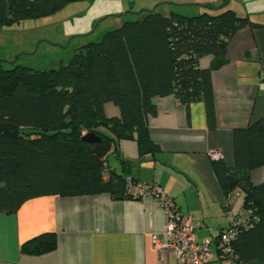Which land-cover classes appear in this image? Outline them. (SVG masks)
<instances>
[{
	"label": "trees",
	"instance_id": "1",
	"mask_svg": "<svg viewBox=\"0 0 264 264\" xmlns=\"http://www.w3.org/2000/svg\"><path fill=\"white\" fill-rule=\"evenodd\" d=\"M80 1L85 0H0V26L47 17ZM206 9L195 16L150 11L126 20L78 48L57 70L16 63L5 68L0 61V211L13 214L43 196L132 199L125 181H138L117 143L135 140L140 156L160 152L148 136L156 98L173 96L185 107L202 103L208 129H216L211 73L227 63V42L238 30L260 25L230 9ZM203 58H211L208 68L200 67ZM106 104L119 117H107ZM87 135L99 141L86 143ZM233 150V167L212 162L223 193L241 192L250 217V226L236 231L233 253L237 263L264 264V183L250 181V171L264 166V119L234 130ZM111 154L119 172L108 165ZM55 248L54 234L44 233L23 243L20 252L40 255Z\"/></svg>",
	"mask_w": 264,
	"mask_h": 264
},
{
	"label": "crops",
	"instance_id": "2",
	"mask_svg": "<svg viewBox=\"0 0 264 264\" xmlns=\"http://www.w3.org/2000/svg\"><path fill=\"white\" fill-rule=\"evenodd\" d=\"M258 15V21L250 12L245 15L260 27L238 30L227 42V63L211 73L216 129H208L202 103L185 107L166 96L155 99L156 115L148 121V136L160 152L140 156L135 140L117 143L121 158L132 163L130 176L159 186L186 224L196 226L199 241L228 227L243 205V194L236 190L233 205L225 206L227 196L209 154L219 152L233 167V131L264 119V11ZM210 61L203 58L199 65L208 68ZM104 113L119 117L112 104L104 105ZM115 160L118 170L108 165L119 172ZM250 181L264 183V166L250 171ZM166 222L165 211L153 199L115 200L108 194L34 198L13 214L0 211V264H161L154 239L165 242ZM44 233L54 234L55 250L20 252L23 243ZM168 263H174L171 252L163 260ZM212 264L223 263L215 257Z\"/></svg>",
	"mask_w": 264,
	"mask_h": 264
},
{
	"label": "rangeland",
	"instance_id": "3",
	"mask_svg": "<svg viewBox=\"0 0 264 264\" xmlns=\"http://www.w3.org/2000/svg\"><path fill=\"white\" fill-rule=\"evenodd\" d=\"M223 4H226L225 8H222ZM207 6L214 7L210 12L216 14L230 9L238 16L246 17L250 12L253 20L258 21L262 19L258 14L264 11V0L80 1L68 4L47 17L0 26V61H3L5 68L16 63L36 71L57 70L60 65L67 64L78 48L99 41L104 33L120 27L126 20H140L150 11L163 16L171 12L195 16L208 11ZM108 161L118 170L113 155L109 156ZM195 237H198L196 233Z\"/></svg>",
	"mask_w": 264,
	"mask_h": 264
},
{
	"label": "built area",
	"instance_id": "4",
	"mask_svg": "<svg viewBox=\"0 0 264 264\" xmlns=\"http://www.w3.org/2000/svg\"><path fill=\"white\" fill-rule=\"evenodd\" d=\"M209 155L212 161L221 159L219 152L212 151ZM125 182L126 194L139 200L153 199L166 213L165 242L159 243L154 239V246L160 252L161 264L166 252L174 255L173 264H212L215 257L223 264H240L234 256L232 243L237 229L248 228L251 224L249 214L244 209L241 208L233 214L232 225L221 230L217 238L199 242L195 237L196 226L186 224L159 186L141 184L133 181L131 177H127ZM236 197V194L227 196L225 206L231 207Z\"/></svg>",
	"mask_w": 264,
	"mask_h": 264
},
{
	"label": "water",
	"instance_id": "5",
	"mask_svg": "<svg viewBox=\"0 0 264 264\" xmlns=\"http://www.w3.org/2000/svg\"><path fill=\"white\" fill-rule=\"evenodd\" d=\"M83 141L86 143H95L99 141V138L93 136V135H87L83 138Z\"/></svg>",
	"mask_w": 264,
	"mask_h": 264
}]
</instances>
